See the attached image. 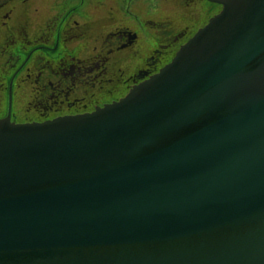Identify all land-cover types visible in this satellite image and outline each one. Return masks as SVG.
Instances as JSON below:
<instances>
[{"label":"water","instance_id":"95a60500","mask_svg":"<svg viewBox=\"0 0 264 264\" xmlns=\"http://www.w3.org/2000/svg\"><path fill=\"white\" fill-rule=\"evenodd\" d=\"M214 1L121 100L0 120V264H264V0Z\"/></svg>","mask_w":264,"mask_h":264},{"label":"flooded vegetation","instance_id":"af4514ba","mask_svg":"<svg viewBox=\"0 0 264 264\" xmlns=\"http://www.w3.org/2000/svg\"><path fill=\"white\" fill-rule=\"evenodd\" d=\"M214 0H0V120L92 113L161 71Z\"/></svg>","mask_w":264,"mask_h":264}]
</instances>
